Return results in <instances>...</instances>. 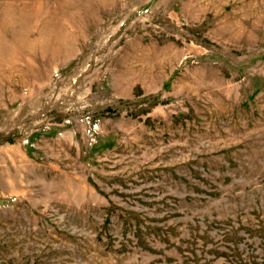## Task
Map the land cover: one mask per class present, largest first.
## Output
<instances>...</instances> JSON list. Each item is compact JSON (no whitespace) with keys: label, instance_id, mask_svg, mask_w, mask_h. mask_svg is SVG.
Segmentation results:
<instances>
[{"label":"rangeland","instance_id":"obj_1","mask_svg":"<svg viewBox=\"0 0 264 264\" xmlns=\"http://www.w3.org/2000/svg\"><path fill=\"white\" fill-rule=\"evenodd\" d=\"M0 264H264V0H0Z\"/></svg>","mask_w":264,"mask_h":264}]
</instances>
